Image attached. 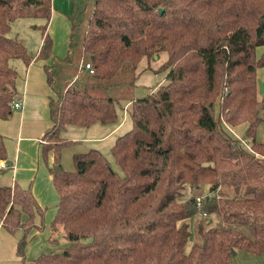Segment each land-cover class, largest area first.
Returning a JSON list of instances; mask_svg holds the SVG:
<instances>
[{"label":"trees","instance_id":"obj_1","mask_svg":"<svg viewBox=\"0 0 264 264\" xmlns=\"http://www.w3.org/2000/svg\"><path fill=\"white\" fill-rule=\"evenodd\" d=\"M72 1L68 51L57 57L47 32L52 0H0V118L12 114L18 93L11 60L33 58L10 35L17 18L45 20L37 59L49 60L56 92L42 156L59 194L51 241L61 230L68 244L30 264H231L238 250L262 254L264 140L256 135L264 105L257 90L264 0ZM163 51L168 59L157 70L167 71L165 81L135 96L141 61ZM129 103L132 127L111 147L123 173L92 146L76 151L75 170L66 169L62 151L76 141L64 130L116 123V105ZM223 121L243 127L249 142ZM6 159L0 132V163ZM44 214L31 187L0 180V223L22 232L23 261L31 230L46 227ZM207 215L235 226L208 224Z\"/></svg>","mask_w":264,"mask_h":264},{"label":"crops","instance_id":"obj_2","mask_svg":"<svg viewBox=\"0 0 264 264\" xmlns=\"http://www.w3.org/2000/svg\"><path fill=\"white\" fill-rule=\"evenodd\" d=\"M54 4L52 3L53 11L48 23L47 32L50 33L54 40L53 55L64 57L67 52L64 56L56 54L57 47H59L61 43L58 40L56 27L59 22H63L65 26L68 25L69 27V15L71 14L72 7L71 3L68 4L69 7H63V9H61L56 2ZM13 22L12 24H14ZM42 43L43 34L36 56L23 68L20 61H18L17 58L14 59L17 60L18 65V67H15L19 68V77L16 82L18 93L15 99L20 101L22 106L19 108L12 107V114L9 117L0 118V132L4 137L7 149V159L4 160L5 166H1L4 168V172L0 180H11L13 183L17 182L23 187H31L38 203L45 208L44 215L47 223L45 229L49 227V240H51L53 231L50 221L55 216L59 194L50 172L49 167L51 163H47L43 159L42 144L44 142L43 136L46 130L53 125L49 103L52 97H56V93L47 77L45 64L49 63V60L37 59V54L40 51ZM260 50L261 49L258 48V52ZM262 50H264V48H262ZM261 52L262 51H260V53ZM146 78H148L151 83L155 82L151 75H143L141 81L146 82ZM164 79L165 77L161 78L159 81L162 82ZM99 123H95L90 127L69 125L64 130V136L70 139L72 138L76 143H81L82 140L78 139L77 137L79 136L76 135H81L80 133L84 130L90 131L93 130V128L97 130L98 127L95 126H98ZM101 124L106 128L104 133L99 136L90 135L92 138H87V141L92 143L90 144L93 145L92 147H97L104 152L105 148L111 149L116 137L122 132L124 125L122 123L118 124L117 122ZM80 147L91 146L80 145ZM50 159L52 161L53 156H51ZM40 231V229L36 231L34 229V234L32 236H35ZM53 242L59 245V243ZM67 244L68 242L66 241L63 245ZM17 246V234L10 233L2 226V223H0V264H21L23 262L22 256H19L17 253ZM231 264H264V252L262 254H254L244 250H238Z\"/></svg>","mask_w":264,"mask_h":264},{"label":"rangeland","instance_id":"obj_3","mask_svg":"<svg viewBox=\"0 0 264 264\" xmlns=\"http://www.w3.org/2000/svg\"><path fill=\"white\" fill-rule=\"evenodd\" d=\"M58 6H60L61 9H63V7H69L68 4L71 3V7L73 8V1L72 0H52V3L54 4L55 2ZM55 5V4H54ZM52 22V21H51ZM50 22V23H51ZM14 24H12V28L10 31V35L13 37H19L20 39H22L25 43V45L27 46L29 52L32 54V57L34 58L36 56V52L37 49L40 45V41L42 38V26L45 24V20L42 18H33V17H20L14 20L13 22ZM70 22H69V27L68 25L65 26V24L63 22H59V24L56 27V32L58 35V40L60 43L59 47H57L56 50V54L59 56H64L67 52V44H68V39H69V34H70ZM49 26V25H48ZM262 47H259V49H261L260 51H262ZM260 51L258 53H260ZM58 57V56H57ZM32 58V59H33ZM18 61H20L22 68L26 65V63L20 59L17 58ZM168 59V53L166 51H163L160 53V55H154L153 59H148V58H144L140 65H139V71L141 72L138 80H137V86L135 88V96H143L148 94L149 92L153 91L154 89H156L160 84H162L165 80H163L162 82H160L159 80L161 78H164L165 75L167 74V71L163 70V71H158L157 69L159 67H162V65L164 64V62ZM11 62L14 64V66H17V60L12 59ZM19 69V68H17ZM143 75H151L154 78V83H151V81L146 78V82L141 81L143 79ZM166 78V77H165ZM259 80L264 82V67L260 68L258 70V82ZM257 90L259 92V86L257 87ZM56 93V92H55ZM261 94H260V98H261ZM131 106L128 104L126 106H124L123 104H117L116 105V109H117V113H118V120L117 123L120 124L122 123L123 129L122 132L119 133L122 134L123 132H126L127 130H129L132 127V115H131ZM217 112H218V107H217ZM263 121L260 122L258 129H257V140H264V105L261 109L260 112ZM222 125H224L225 129L230 132L231 134H233L235 137L238 136L240 138H243V127H241L240 129L234 128L232 126H229L226 122L223 121ZM97 130H95V128H93V130H84L83 132H81V135H76L79 136L77 137L78 139L82 140V142H77L74 144H71L70 146L64 148V150L62 151V163L63 166L66 169L69 170H75L76 165L74 162V153L76 151H80V150H86L88 147H80V145H85V146H93L90 145L92 144L91 142L87 141V138H92L90 135H102L105 131L106 128H104L105 126H102L101 123L98 124ZM64 134V132H63ZM118 135V136H119ZM72 139V138H71ZM244 140V144H247L249 141L245 138H243ZM105 146V145H104ZM105 148V147H104ZM104 153L106 154V156L109 158V160L112 163V166L115 170H117L119 173H123V170L121 168V166L117 163V161L115 160L111 149H104ZM190 188V187H188ZM205 190H207V187H205ZM228 191H232L231 189ZM204 191V187L198 190H194V193H203ZM39 216H37L36 220L37 222L40 221V217L38 219ZM201 217V216H200ZM203 217L204 216L203 214ZM209 217L207 220L208 224H220L221 221L218 220L215 216H208ZM54 218V217H53ZM199 216H197V220H198ZM53 220V219H52ZM51 220V221H52ZM50 221V223H51ZM45 222H46V217H45ZM196 220H192V230L193 233L196 234ZM223 223V225H222ZM221 223V227L228 225V226H235L233 223H225L222 222ZM47 224V223H46ZM237 225V224H236ZM242 228V227H240ZM35 231L38 228H34ZM34 229L31 230V232L29 233L30 238L31 236L34 234ZM48 228H44V230L40 229L41 231L36 234L35 236H32V238L27 242L26 245V249H25V261H23L21 264H30L34 258H36L39 254L43 253V252H51L52 250H60L61 248H63V245L65 244V242L67 241L66 238L63 236V231H56L55 232V240H57V243H59V245H56L54 242H51V240H49V231ZM22 235V232H18L17 233V237L20 238V236ZM193 238V237H192ZM191 238V240H192ZM63 245V246H62Z\"/></svg>","mask_w":264,"mask_h":264},{"label":"built area","instance_id":"obj_4","mask_svg":"<svg viewBox=\"0 0 264 264\" xmlns=\"http://www.w3.org/2000/svg\"><path fill=\"white\" fill-rule=\"evenodd\" d=\"M85 67H86L87 69H89L91 72L94 71V69H93L91 63H89V62L85 64ZM12 105H13V107H18V108H19V107L22 106V103H21L20 101H18V100L15 99V100H13ZM0 165H1V166H5L4 161H2V162L0 163ZM202 199H203V196H198V197H197V202H198V205H199V206H201ZM204 214L206 215V213H204Z\"/></svg>","mask_w":264,"mask_h":264},{"label":"water","instance_id":"obj_5","mask_svg":"<svg viewBox=\"0 0 264 264\" xmlns=\"http://www.w3.org/2000/svg\"><path fill=\"white\" fill-rule=\"evenodd\" d=\"M259 91L261 94H264V82L259 80ZM236 254V252H235Z\"/></svg>","mask_w":264,"mask_h":264}]
</instances>
